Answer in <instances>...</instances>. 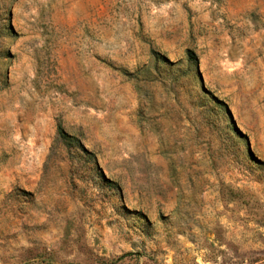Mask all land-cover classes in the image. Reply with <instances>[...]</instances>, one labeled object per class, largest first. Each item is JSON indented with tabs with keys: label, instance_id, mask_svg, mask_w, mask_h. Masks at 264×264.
Here are the masks:
<instances>
[{
	"label": "rangeland",
	"instance_id": "1",
	"mask_svg": "<svg viewBox=\"0 0 264 264\" xmlns=\"http://www.w3.org/2000/svg\"><path fill=\"white\" fill-rule=\"evenodd\" d=\"M0 264H264V0H0Z\"/></svg>",
	"mask_w": 264,
	"mask_h": 264
},
{
	"label": "trees",
	"instance_id": "2",
	"mask_svg": "<svg viewBox=\"0 0 264 264\" xmlns=\"http://www.w3.org/2000/svg\"><path fill=\"white\" fill-rule=\"evenodd\" d=\"M189 57L191 58V60H195L194 55H192L191 52H189ZM58 133H59V137L65 140H69V135L65 133L64 129L62 128L61 125L58 126Z\"/></svg>",
	"mask_w": 264,
	"mask_h": 264
}]
</instances>
